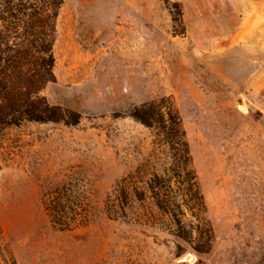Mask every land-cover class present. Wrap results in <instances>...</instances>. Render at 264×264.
Here are the masks:
<instances>
[{
    "label": "rangeland",
    "instance_id": "374dc122",
    "mask_svg": "<svg viewBox=\"0 0 264 264\" xmlns=\"http://www.w3.org/2000/svg\"><path fill=\"white\" fill-rule=\"evenodd\" d=\"M52 54L41 96L79 122L0 132V264H264V0H63Z\"/></svg>",
    "mask_w": 264,
    "mask_h": 264
},
{
    "label": "trees",
    "instance_id": "16d2710c",
    "mask_svg": "<svg viewBox=\"0 0 264 264\" xmlns=\"http://www.w3.org/2000/svg\"><path fill=\"white\" fill-rule=\"evenodd\" d=\"M62 3L63 0H0V132L22 122H79V115L50 106L41 96L43 88L54 80L52 48ZM130 117L146 128L154 124L165 126L164 116L156 113L154 105L134 109ZM173 121L170 115L169 122L174 127ZM166 129L162 127V136L167 145H173L174 128ZM160 181L153 175L141 196L146 198L150 194L156 208L185 233L180 238H191L186 229L196 226L191 222L185 224L179 202L167 192L169 185L165 189L156 187L161 185ZM51 217L54 224L63 225L66 213L52 210Z\"/></svg>",
    "mask_w": 264,
    "mask_h": 264
},
{
    "label": "water",
    "instance_id": "95a60500",
    "mask_svg": "<svg viewBox=\"0 0 264 264\" xmlns=\"http://www.w3.org/2000/svg\"><path fill=\"white\" fill-rule=\"evenodd\" d=\"M244 104L247 106V108L252 111L255 112V107H253L248 101H244Z\"/></svg>",
    "mask_w": 264,
    "mask_h": 264
}]
</instances>
